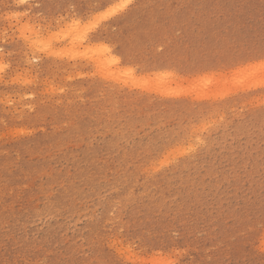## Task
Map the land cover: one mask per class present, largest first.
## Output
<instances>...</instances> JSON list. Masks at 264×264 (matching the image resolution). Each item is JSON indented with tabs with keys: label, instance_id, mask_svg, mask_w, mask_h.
Here are the masks:
<instances>
[{
	"label": "rangeland",
	"instance_id": "rangeland-1",
	"mask_svg": "<svg viewBox=\"0 0 264 264\" xmlns=\"http://www.w3.org/2000/svg\"><path fill=\"white\" fill-rule=\"evenodd\" d=\"M0 264H264V0H0Z\"/></svg>",
	"mask_w": 264,
	"mask_h": 264
},
{
	"label": "bare ground",
	"instance_id": "bare-ground-1",
	"mask_svg": "<svg viewBox=\"0 0 264 264\" xmlns=\"http://www.w3.org/2000/svg\"><path fill=\"white\" fill-rule=\"evenodd\" d=\"M78 47V46H77ZM85 47V46H84ZM87 48V47H86ZM88 49V48H87ZM87 49H85L86 51H90V53L91 52H93V51H91L92 50V48H89L88 50ZM95 51V50H94ZM94 54V53H93ZM100 56H102V54L100 53V54H98V55H96V58L93 60V61H95V64H96V66L97 67H102V65H103V59L100 57ZM104 59H106V57L104 56L103 57ZM108 60V59H107ZM109 62V61H108ZM105 64V63H104ZM112 80H116V79H112ZM198 81H200L199 80V78H198V80L196 81V83L198 84L197 86H196V83H194L195 84V86L196 87H198L196 90L199 92H201V90H202V93L205 91H207L206 89L208 88V86H210V85H212L214 82H212V81H206V82H204V84H199V82ZM218 83V82H217ZM193 85V84H192ZM201 89V90H200ZM194 90H195V87H194ZM200 92H199V94H200ZM194 93H195V91H194Z\"/></svg>",
	"mask_w": 264,
	"mask_h": 264
},
{
	"label": "snow or ice",
	"instance_id": "snow-or-ice-1",
	"mask_svg": "<svg viewBox=\"0 0 264 264\" xmlns=\"http://www.w3.org/2000/svg\"><path fill=\"white\" fill-rule=\"evenodd\" d=\"M126 2H127V0H126Z\"/></svg>",
	"mask_w": 264,
	"mask_h": 264
}]
</instances>
